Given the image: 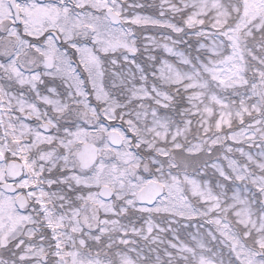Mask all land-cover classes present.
Listing matches in <instances>:
<instances>
[{
  "label": "snow or ice",
  "instance_id": "1",
  "mask_svg": "<svg viewBox=\"0 0 264 264\" xmlns=\"http://www.w3.org/2000/svg\"><path fill=\"white\" fill-rule=\"evenodd\" d=\"M0 264H264V0H0Z\"/></svg>",
  "mask_w": 264,
  "mask_h": 264
}]
</instances>
